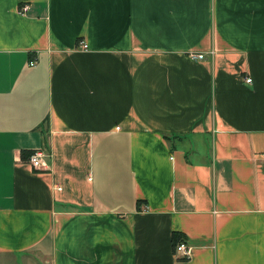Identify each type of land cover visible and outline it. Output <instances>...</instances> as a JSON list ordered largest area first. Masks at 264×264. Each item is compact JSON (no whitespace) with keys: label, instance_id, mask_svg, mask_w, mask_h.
Segmentation results:
<instances>
[{"label":"crops","instance_id":"0c3cea01","mask_svg":"<svg viewBox=\"0 0 264 264\" xmlns=\"http://www.w3.org/2000/svg\"><path fill=\"white\" fill-rule=\"evenodd\" d=\"M0 264H264V0H0Z\"/></svg>","mask_w":264,"mask_h":264},{"label":"built area","instance_id":"2783aa9c","mask_svg":"<svg viewBox=\"0 0 264 264\" xmlns=\"http://www.w3.org/2000/svg\"><path fill=\"white\" fill-rule=\"evenodd\" d=\"M25 7H22V9H24ZM79 47L84 49L85 48V44H83L82 42L79 43ZM189 57L192 59H201L203 57L202 53H190ZM29 64H32V62H30ZM245 82H249L250 78H244ZM46 153L41 150V149H36L32 152H30V154L27 157V161L28 163L33 167V168H41L44 169L46 167ZM188 247L183 243V242H178L175 245L174 251L181 256H187L188 255Z\"/></svg>","mask_w":264,"mask_h":264},{"label":"trees","instance_id":"16d2710c","mask_svg":"<svg viewBox=\"0 0 264 264\" xmlns=\"http://www.w3.org/2000/svg\"><path fill=\"white\" fill-rule=\"evenodd\" d=\"M28 154H30V152ZM181 240H183V239L181 238V236L177 232L171 233L172 246H174L176 243L180 242Z\"/></svg>","mask_w":264,"mask_h":264}]
</instances>
